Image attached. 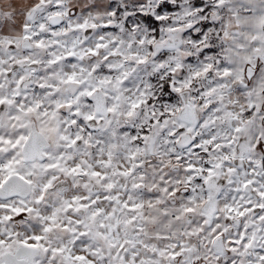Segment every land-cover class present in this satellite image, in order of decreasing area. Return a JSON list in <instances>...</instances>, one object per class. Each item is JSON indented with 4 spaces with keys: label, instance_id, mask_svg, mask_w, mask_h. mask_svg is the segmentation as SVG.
<instances>
[{
    "label": "clouds",
    "instance_id": "obj_1",
    "mask_svg": "<svg viewBox=\"0 0 264 264\" xmlns=\"http://www.w3.org/2000/svg\"><path fill=\"white\" fill-rule=\"evenodd\" d=\"M215 3L205 0V6H213L205 14L213 26L205 30L207 40L195 42L194 33L164 29L150 48L147 40L154 30L135 16L140 10L136 0H0V137L14 141L20 133L32 134L15 157L21 160L15 170L30 182L15 174L4 181L7 170L0 168V264H53L42 248L22 246L21 241L34 234L42 235L49 249H63L55 264H75L65 256L69 251L76 255L77 249H95L94 264H264V167L257 163L264 158L258 147L264 142V27L257 24L264 18V0H224L222 7ZM195 13L193 22L204 19ZM84 21L89 27H77ZM107 24L114 27L105 31L102 25ZM49 29L56 35L43 41L45 47L36 48L34 38L25 39L33 33L46 35ZM213 40L218 53L221 45L230 50L227 76L215 64L216 56L206 61L199 55ZM68 55L71 62L64 59ZM56 57L61 59L50 64ZM140 59L146 62L137 63ZM31 60L40 63L32 65ZM208 63L213 67L204 72ZM197 72L200 75L194 76ZM73 73L79 85L61 82ZM21 75L25 78L17 83ZM109 78L112 83H100ZM39 83L55 85L57 91L48 95L49 89H39ZM93 88L97 90L88 103L86 92ZM18 101L24 107L40 101L50 109L72 105L56 111L49 122L58 131L41 140L51 159L33 158L31 151L52 112L48 117L39 111L17 113ZM137 102L139 107L132 108ZM108 107L114 111L109 113ZM162 113L166 124H149L161 120ZM85 115L99 118L92 127L100 132L89 136L80 131V124L71 123ZM22 123L27 127H19ZM141 129L149 130V136L137 144L132 138ZM61 135L69 140H61ZM78 135L83 139L68 146ZM207 140L215 147L205 155ZM197 144L200 151L195 150ZM2 147L0 160L6 162L10 145ZM55 162L58 168L46 167ZM205 163L213 167V176L206 184L198 183ZM76 165L77 172H71ZM130 196L131 202L145 204L142 212L149 217L144 221L138 216L139 232L135 224H124L133 213L120 205ZM157 199L161 203L156 204ZM93 200L94 206L82 207ZM149 202L156 206L148 208ZM188 207L193 211L184 212ZM96 208L104 211L93 219ZM79 231L88 235L81 238ZM241 237L249 246L237 243L233 249L229 242ZM77 239L80 242L74 243ZM181 242L182 255L168 258L172 245Z\"/></svg>",
    "mask_w": 264,
    "mask_h": 264
},
{
    "label": "snow or ice",
    "instance_id": "obj_2",
    "mask_svg": "<svg viewBox=\"0 0 264 264\" xmlns=\"http://www.w3.org/2000/svg\"><path fill=\"white\" fill-rule=\"evenodd\" d=\"M137 5L139 6V11L135 12V16L139 18V20H143L149 28L153 29V33L152 36L150 38H148L147 43L149 45L150 48H152L153 46V42L154 40H159L161 38V35L163 33L164 29H167L170 32H182L184 35H188V34H193L192 35V40L195 42H200L201 40H207V36L205 34V30L209 29L211 27H213L212 25L208 24L206 21V17L205 14L207 12L210 11V9L213 6H205V0H187V4L184 2V0H136ZM224 3V0H216L215 6L214 7H222ZM188 4L191 5V7H188ZM196 10V15L204 18L201 20H196L195 22H193L192 20V16H193V10ZM129 19H132L131 16H129ZM258 26L260 27H264V18H260L257 21ZM77 27L81 28V29H85L87 27H89V25L87 24V21H84L83 23H80L79 25H77ZM90 27H95V25H91ZM103 29L105 31H107L109 28L114 27L113 25L107 24V25H102ZM40 28L43 30L45 28L44 24L40 25ZM194 30H198L195 31ZM56 33L54 31V29H49L48 33L46 35H41L40 33H33V36L29 37V36H25V39H33L34 38V43H35V47L36 48H42L45 47L43 41L45 39H48L51 36H55ZM222 35V33H218L217 34ZM255 36L253 37V39L255 40ZM141 43L144 42V40L142 39L140 41ZM216 41L213 40L211 42H209L208 44H206L199 52V55L204 58L206 61L211 59L212 56H216L215 59V64L220 65L221 67L224 68L223 71V76H227L229 74L228 68L225 66V61L227 59V55H228V51L230 50H224V46L221 45V52L218 53V50L216 47H213V45H215ZM48 48H51L52 45L49 44L47 45ZM97 48H103V47H107V45H101V44H97L96 45ZM239 47V45H238ZM257 51L259 49H256ZM91 52L92 55H96V51L95 49H90L89 50ZM112 54H115V50L113 51ZM153 55H155V52L153 53ZM223 56L225 59H221L220 57ZM159 59H163V56L158 57ZM61 58L60 57H56V59L54 60H49L50 64H55L57 63ZM65 60H68L69 62H71V56H65L64 57ZM107 59V57H106ZM24 60H28L27 55L24 56ZM32 65H37L40 63L39 60H31L30 61ZM146 60L145 59H140L137 61V63L143 64L145 63ZM213 67L212 63H208L207 66L204 68V72H208L209 69H211ZM112 69V65H108V70L110 71ZM200 73L197 72L194 74V76H199ZM76 74H69L67 76L66 80L61 81L62 83L65 84H77L79 85L80 81L75 79ZM24 76L21 75L19 77V80L17 81V83H21L24 80ZM101 84H110L112 83L111 79H105L100 81ZM185 87H188V84L184 85ZM37 87L41 90L43 89H49L48 91V95H53L55 93V91H57V88L55 85H46L44 83H39L37 85ZM169 86L166 85L165 88L167 90ZM97 89L93 88L90 90H87L86 92V96H87V100L88 103H92V97L94 96L95 92ZM175 91H179V88L174 89ZM141 95H144L143 92L140 93ZM145 103H151V101H144ZM139 103L137 102L136 104H132L131 107L132 108H137L139 107ZM4 104V99L0 98V108H2ZM63 107H68L71 108L72 105L71 104H66V105H60V104H56L55 105V109H50V108H44L43 107V103L40 101H37L35 103V105L33 104H28L27 107L23 106V101H18L17 102V109L16 112L17 113H23L24 115H27L29 113H35V112H40L41 117H48V113L52 112V116L48 117V121H45L42 123V126L39 129V137L41 138L40 140L34 141L32 144V151H31V155L33 158H39L42 161H47L49 159H51V157L49 156L47 147L45 143H42L41 140L46 141L49 136L48 134H54L58 131V129L54 126L51 125V123L49 122L51 119L55 118L56 115V111L59 109H62ZM43 108V111H40ZM178 110V109H177ZM107 111L109 113L114 111V107H108ZM77 113H73V115H76ZM129 115H131V113H129ZM168 115H172V111L171 109L168 110ZM15 120L19 121L21 119L20 115H15L13 117ZM167 123V117L164 116V114H161V120H150L149 124H157V123ZM71 123L73 125L76 124H80V131L82 133L87 132L89 136H92L94 134V132H100L101 130L99 129H93L92 124L94 123H99V118L96 115H85L83 116L81 119L77 120V119H73L71 121ZM19 127L21 128H25L27 127L26 124H20ZM141 134L139 136H133V141H135L137 144H142L149 136V130L147 129H141ZM180 131L183 132L184 128L181 127ZM237 131H239V129H237ZM169 136L174 135V132H169L168 133ZM32 138V134L29 132L28 134H24V133H20L19 135H17L15 137V140H11L9 138H4V137H0V151H3V144H9L10 148L8 149L9 152V159L5 162L0 160V168L7 170V175L4 176V181H7L8 179H10L12 177L13 174H15V176L24 181L25 183H29L30 180L25 177L24 175H21L20 172L16 171V166L19 165L21 163V160L16 159V155H19L21 152H23V150L28 146V142L29 140ZM61 140H69L68 136H64L61 135L60 136ZM83 139L82 136H75L72 137L70 139V143L68 146L71 145H75L77 143H79L81 140ZM87 142V141H85ZM97 144H100L101 141L98 139L96 141ZM193 143H196V141H193ZM206 143H208L210 145L209 148L204 149V154L206 155L208 151H210L212 148L215 147V145L212 144L211 140H207ZM260 150H264V142L260 143L258 145ZM196 151H200V147L197 144L196 146ZM133 159H135V156L133 154ZM257 163L261 166L264 167V158H261V160L257 161ZM46 167L48 169H55L59 167V163L55 162V163H49L46 165ZM79 165H76L74 168L70 169L71 172H77V170L79 169ZM137 167H139V165H137ZM216 167H219V165H216ZM189 170H191V168H189ZM62 171V169H61ZM202 173V176L200 178H198L197 182L200 183L201 181L203 183H207L213 176V167L208 164L205 163V166L203 169L200 170ZM229 171H232L231 169H229ZM129 172H131V169H129ZM86 174V173H85ZM93 175H98V173L93 172ZM248 183H253L252 180H249ZM49 185H45V188H47ZM112 185L109 184L108 188L111 189ZM135 187H140V185H136ZM165 191H168L167 189H165ZM169 194H174V192H170ZM262 196H264V193H261ZM105 200L109 199V197H104ZM132 201V197L130 196L127 200L123 201L121 203V208L126 209L127 212L129 213H133V215L129 216L128 219L126 221H124L125 225H129V224H135L136 225V230L137 232L142 230V226L137 222V218L139 216V218L141 220L147 221L149 219V217H146L143 215L142 210L145 207L144 203H133ZM161 203L158 199L156 200V204ZM96 204V201L93 200L90 204H85L82 205V207H92ZM156 205L153 204L152 202H149L147 204L148 208H153ZM261 208H264V205L260 206ZM113 210H114V206H113ZM138 210H140L138 212ZM229 212L233 211V209L229 208L228 209ZM104 210L101 208H96L95 212L93 213V219L95 218V216H98L101 214V212H103ZM193 209L191 207L185 208L184 212H192ZM165 215H167V213H164ZM109 215H112V212H109ZM241 215H243V213H241ZM178 218V217H177ZM51 217H49V220L51 221ZM105 219H107V217H105ZM260 219H264V217H260ZM79 221H77V224L79 225ZM119 223V221H118ZM99 227L101 229H103L105 227L104 223L101 222ZM50 227H45L44 231H49ZM88 235V233L86 231H79L78 236L79 237H84ZM100 235H103V233H100ZM158 238L160 239H168L167 236H159ZM44 237L40 234H34L31 237L26 238L25 240L21 241V244L23 247L25 248H29V249H34V250H38V249H43L44 253L47 254V256L49 257V259H51L53 261V264H55V257L56 255H59L63 249L60 248H54V249H49L44 243ZM79 239H77L74 243H79ZM4 243L3 240H0V245H2ZM233 249L236 248V244L239 243L242 247L247 248L249 245L246 241V239L244 237H241L239 239V241H230L229 242ZM121 249L124 248V245L121 244L120 245ZM172 251L167 252V256L168 258L175 260L177 259L179 256L182 255L184 249L182 247V242L181 244H173L172 245ZM167 251L165 250H161L160 252H158V255H164V252ZM85 252H87V254H85ZM96 256V250L95 249H77L76 255H72L71 252L69 251V253L65 256L66 260H71L74 261L75 264H94V261L92 259V257ZM101 260H103V256L99 257ZM119 259L121 261L124 260V257H119ZM23 264H28L27 261H24ZM133 264H135V261H133Z\"/></svg>",
    "mask_w": 264,
    "mask_h": 264
}]
</instances>
